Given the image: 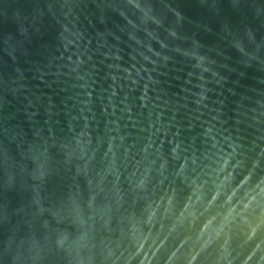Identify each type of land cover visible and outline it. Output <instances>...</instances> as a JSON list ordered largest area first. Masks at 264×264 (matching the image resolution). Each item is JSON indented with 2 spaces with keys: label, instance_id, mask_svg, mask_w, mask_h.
Listing matches in <instances>:
<instances>
[{
  "label": "water",
  "instance_id": "obj_1",
  "mask_svg": "<svg viewBox=\"0 0 264 264\" xmlns=\"http://www.w3.org/2000/svg\"><path fill=\"white\" fill-rule=\"evenodd\" d=\"M0 264H264V0H0Z\"/></svg>",
  "mask_w": 264,
  "mask_h": 264
}]
</instances>
